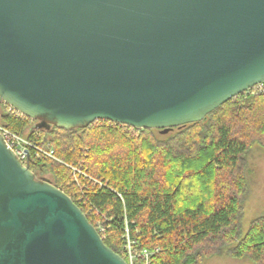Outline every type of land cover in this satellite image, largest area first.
Listing matches in <instances>:
<instances>
[{
	"label": "water",
	"instance_id": "95a60500",
	"mask_svg": "<svg viewBox=\"0 0 264 264\" xmlns=\"http://www.w3.org/2000/svg\"><path fill=\"white\" fill-rule=\"evenodd\" d=\"M264 82V0H0V105L65 130L199 122ZM0 264H129L0 132Z\"/></svg>",
	"mask_w": 264,
	"mask_h": 264
},
{
	"label": "trees",
	"instance_id": "16d2710c",
	"mask_svg": "<svg viewBox=\"0 0 264 264\" xmlns=\"http://www.w3.org/2000/svg\"><path fill=\"white\" fill-rule=\"evenodd\" d=\"M0 108L7 129L55 149L64 163L31 154L30 169L71 196L97 228L103 222L104 242L127 261L126 228L137 251L152 253L149 264H199L209 254L264 264V216L245 235L241 222L247 156L254 142L264 146V93L236 96L202 121L170 129L176 132L167 138L157 136L168 134L160 129L103 119L72 130L37 128L10 105ZM47 172L53 178L43 177Z\"/></svg>",
	"mask_w": 264,
	"mask_h": 264
},
{
	"label": "rangeland",
	"instance_id": "374dc122",
	"mask_svg": "<svg viewBox=\"0 0 264 264\" xmlns=\"http://www.w3.org/2000/svg\"><path fill=\"white\" fill-rule=\"evenodd\" d=\"M244 102L245 101H242L241 103L243 104ZM1 111L2 109L0 108V117H1ZM0 127L6 128L1 122H0ZM175 132L176 130H173L166 135H162L159 131H155V133L159 138H167V136H169L170 134H174ZM24 136L28 137L29 135L26 133ZM58 159L59 162L64 163L60 158ZM67 165L70 168L72 167V165L69 164ZM71 169L73 170V168ZM79 170L80 171L73 170V172L74 173L77 172L83 178H88L91 181L95 182L96 184L99 185L105 184L104 181H102L100 178L90 176L83 170L81 169ZM244 171L246 175L247 189L243 202V215L241 217L243 235L247 233L251 222L255 218L264 216V146H262L260 143L254 142L251 145L249 154L247 156V161ZM43 177L53 178V175L51 172H47L43 174ZM78 182H80L79 178H78ZM97 226L101 230L102 234L105 235L107 230H106V226L103 225V222L99 221ZM122 238L125 239L124 246L122 247L123 252L126 255H128L131 250L132 252H134L133 256L138 258L141 252L137 251V249L134 247L135 242L131 238L130 240L133 243L131 244L130 247L127 238V232L122 236ZM199 264H254V262L247 257L234 258L226 254H209L205 256Z\"/></svg>",
	"mask_w": 264,
	"mask_h": 264
},
{
	"label": "built area",
	"instance_id": "2783aa9c",
	"mask_svg": "<svg viewBox=\"0 0 264 264\" xmlns=\"http://www.w3.org/2000/svg\"><path fill=\"white\" fill-rule=\"evenodd\" d=\"M244 93H247V94L264 93V82L252 87L251 89L247 90ZM0 132L3 134L7 144L14 150V152L17 154V156L24 163H27V160L31 154H33L34 156H36L38 158L53 159V160L59 161V159L57 158L55 149L48 142L39 141L36 138H32L29 136L26 137V136L21 135L17 132H13L7 128L0 127ZM71 168H73L74 171H80L79 169H77L73 166ZM97 229H98V231H101L99 228H97ZM126 232H127L128 242H129V245L131 247V244L133 242L130 240L128 228H126ZM133 253L134 252H132L130 250V252L128 254V257H129L128 263L129 264H139L137 258L135 256H133ZM137 255H139V254H137ZM151 255H152V253L146 249H143L141 251L140 256H142L144 258V260H145L144 264H149Z\"/></svg>",
	"mask_w": 264,
	"mask_h": 264
},
{
	"label": "bare ground",
	"instance_id": "6f19581e",
	"mask_svg": "<svg viewBox=\"0 0 264 264\" xmlns=\"http://www.w3.org/2000/svg\"><path fill=\"white\" fill-rule=\"evenodd\" d=\"M130 233V232H129Z\"/></svg>",
	"mask_w": 264,
	"mask_h": 264
}]
</instances>
